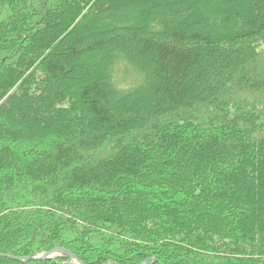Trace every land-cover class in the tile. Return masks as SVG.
Instances as JSON below:
<instances>
[{"label":"trees","instance_id":"trees-1","mask_svg":"<svg viewBox=\"0 0 264 264\" xmlns=\"http://www.w3.org/2000/svg\"><path fill=\"white\" fill-rule=\"evenodd\" d=\"M57 248L264 264V0H0V264Z\"/></svg>","mask_w":264,"mask_h":264},{"label":"water","instance_id":"water-1","mask_svg":"<svg viewBox=\"0 0 264 264\" xmlns=\"http://www.w3.org/2000/svg\"><path fill=\"white\" fill-rule=\"evenodd\" d=\"M5 257H10L13 258L15 260H18L20 262H26V261H50V260H54L56 258L59 257H65L67 259H69V263L68 264H82L81 261L74 256L72 253H70L69 251L65 250V249H54L49 253H46L44 255L41 256H33V257H28V258H17V257H13V256H7V255H3ZM146 264V263H144Z\"/></svg>","mask_w":264,"mask_h":264},{"label":"rangeland","instance_id":"rangeland-1","mask_svg":"<svg viewBox=\"0 0 264 264\" xmlns=\"http://www.w3.org/2000/svg\"><path fill=\"white\" fill-rule=\"evenodd\" d=\"M151 2H152V1H151ZM121 5H123V4H121ZM124 6H128V3L125 2V3H124ZM210 23L212 24V21H210Z\"/></svg>","mask_w":264,"mask_h":264}]
</instances>
